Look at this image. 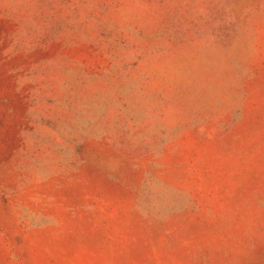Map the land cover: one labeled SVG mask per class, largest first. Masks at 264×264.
Returning a JSON list of instances; mask_svg holds the SVG:
<instances>
[{"label":"rangeland","instance_id":"374dc122","mask_svg":"<svg viewBox=\"0 0 264 264\" xmlns=\"http://www.w3.org/2000/svg\"><path fill=\"white\" fill-rule=\"evenodd\" d=\"M0 264H264V0H0Z\"/></svg>","mask_w":264,"mask_h":264}]
</instances>
